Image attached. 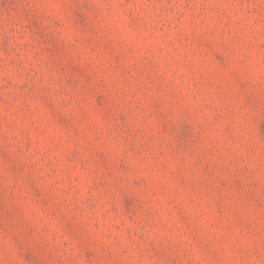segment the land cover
Returning a JSON list of instances; mask_svg holds the SVG:
<instances>
[{"label":"clouds","instance_id":"1","mask_svg":"<svg viewBox=\"0 0 264 264\" xmlns=\"http://www.w3.org/2000/svg\"><path fill=\"white\" fill-rule=\"evenodd\" d=\"M0 264H264V0H0Z\"/></svg>","mask_w":264,"mask_h":264}]
</instances>
